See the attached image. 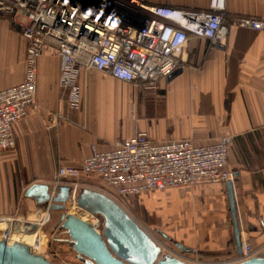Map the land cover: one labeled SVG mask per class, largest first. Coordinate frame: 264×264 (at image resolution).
Wrapping results in <instances>:
<instances>
[{
	"label": "crops",
	"instance_id": "0c3cea01",
	"mask_svg": "<svg viewBox=\"0 0 264 264\" xmlns=\"http://www.w3.org/2000/svg\"><path fill=\"white\" fill-rule=\"evenodd\" d=\"M143 1L189 10L209 6V0ZM244 16L264 19V0H225V48L211 49L207 39L189 36L185 67L157 81L153 90L94 69L82 71L77 109L59 86L57 54L46 48L38 57L36 105L13 127L15 149L0 153V215L37 205L25 195L27 187L51 177L60 165L79 167L92 143L108 150L136 130L152 140L191 137L201 144L226 135L241 238L253 247L264 245V31L233 24ZM25 57V39L0 17V90L22 82ZM49 113L61 115L57 125H50ZM128 202L169 242L209 256L237 255L226 182L148 190Z\"/></svg>",
	"mask_w": 264,
	"mask_h": 264
},
{
	"label": "built area",
	"instance_id": "2783aa9c",
	"mask_svg": "<svg viewBox=\"0 0 264 264\" xmlns=\"http://www.w3.org/2000/svg\"><path fill=\"white\" fill-rule=\"evenodd\" d=\"M224 13L225 0H209L207 10L148 6L143 0H0V17L9 19L26 41L22 82L0 90V153L15 149L13 127L36 105L38 57L46 48L57 54L59 86L69 106L77 109L82 99L77 78L82 71L94 69L135 87L153 90L157 81L185 67L182 55L189 36L207 39L211 49H224L229 29ZM233 24L264 31V19L257 17H238ZM49 116L51 126L61 118L58 113ZM230 143L226 135L207 144L191 137L152 140L138 130L117 139L108 150H99L92 143L79 167L60 165L51 177L34 182L46 185L49 195L41 206L46 211L38 212L35 220L23 222L17 213L0 215V238L11 241L18 223L24 231L37 233V227L50 219L49 204L61 187L69 189L65 206L88 214L93 227L102 233L103 217L77 204L79 193L89 189L116 202L160 246L162 253L188 264H208L189 259L186 253L166 250L129 214L125 203L129 197L148 190L232 181L235 175L227 163ZM241 250L239 259L232 263L261 253L260 247L244 239Z\"/></svg>",
	"mask_w": 264,
	"mask_h": 264
},
{
	"label": "water",
	"instance_id": "95a60500",
	"mask_svg": "<svg viewBox=\"0 0 264 264\" xmlns=\"http://www.w3.org/2000/svg\"><path fill=\"white\" fill-rule=\"evenodd\" d=\"M229 197L230 214L233 227V238L236 254L241 255V229L237 220L234 191L231 181L226 182ZM48 187L33 183L25 191L27 197L37 204H45L49 200ZM69 196V189L61 187L58 194L49 204L50 210L63 211ZM77 204L82 209L103 217L104 229L98 232L92 225L82 219L62 213L60 227L68 235L66 240L78 257L83 256L90 264H187L161 252L158 246L141 227L116 202L97 191L84 189L77 197ZM35 228V224H32ZM158 233L168 239L162 231ZM183 252H193L189 247L171 241ZM0 264H54L41 254L33 252L28 244L15 241L8 244L0 238ZM231 264H264V253L246 260Z\"/></svg>",
	"mask_w": 264,
	"mask_h": 264
},
{
	"label": "rangeland",
	"instance_id": "374dc122",
	"mask_svg": "<svg viewBox=\"0 0 264 264\" xmlns=\"http://www.w3.org/2000/svg\"><path fill=\"white\" fill-rule=\"evenodd\" d=\"M126 208L129 214L142 226L152 232L157 239L165 246L166 250L170 249L172 251L181 253L183 251L177 249L172 242H169L168 239H164L157 230V226L154 225L149 219L147 214L142 211L138 206H133L128 201L125 203ZM42 204H33L30 207L23 209V213H17L20 217L23 218V222H30L35 220L38 216V212L45 210L46 208H41ZM50 210V209H49ZM74 211L70 206H65L63 211L50 210V219L40 226L37 227V233L43 244L42 252H35L43 255L49 259L54 264H84L81 260L76 257V252L72 249L71 245L60 238H64V231L57 229L56 225L60 222L62 213H70ZM82 216L86 219L87 222L92 223L86 214L82 213ZM47 219V216L44 217L43 221ZM102 219V218H101ZM3 226V225H1ZM5 227V226H4ZM2 230V227H0ZM55 238H59L55 240ZM39 241V240H38ZM261 248V253H264V245L259 246ZM186 253L189 259H198L201 262H206L209 264H226L227 262H232L239 259V255L226 256V255H216L209 256L207 254H202L198 252H183Z\"/></svg>",
	"mask_w": 264,
	"mask_h": 264
},
{
	"label": "bare ground",
	"instance_id": "6f19581e",
	"mask_svg": "<svg viewBox=\"0 0 264 264\" xmlns=\"http://www.w3.org/2000/svg\"><path fill=\"white\" fill-rule=\"evenodd\" d=\"M68 214L74 215V216L82 219L83 221L87 222L86 219L82 216L81 211H75L74 210V211H70V213H68ZM86 216H88V214H86ZM91 222L92 223H89V222H87V223L93 226L94 223L92 220H91ZM1 225H2V223L0 224V227H2ZM18 226L23 228V225L21 223H18ZM18 226L15 229L16 234L13 235L12 240L8 241V243L11 244L12 242L19 241V242H22V243H25V244H28L29 246H31L33 249V252H36V251L38 253L42 252L41 250H42L43 244L39 238V235L34 233V232H26L22 228H19ZM17 228H19V229L17 230ZM0 230H1V228H0Z\"/></svg>",
	"mask_w": 264,
	"mask_h": 264
},
{
	"label": "flooded vegetation",
	"instance_id": "af4514ba",
	"mask_svg": "<svg viewBox=\"0 0 264 264\" xmlns=\"http://www.w3.org/2000/svg\"><path fill=\"white\" fill-rule=\"evenodd\" d=\"M56 227H57V229H61V230L64 231L65 237H64V238H60V239H59V238H55V240L59 239V240H63V241L66 242V240L69 238L68 235H67V233L65 232L64 229H62V228L60 227V224H59V223L56 225ZM68 244H69V243H68ZM76 257H77L79 260H81L84 264H90V263H87V262H86L87 259H86L84 256H83L82 258H80V257H78V255L76 254Z\"/></svg>",
	"mask_w": 264,
	"mask_h": 264
}]
</instances>
